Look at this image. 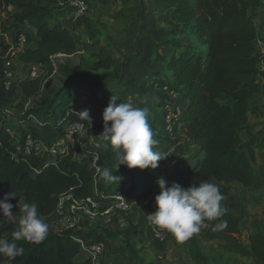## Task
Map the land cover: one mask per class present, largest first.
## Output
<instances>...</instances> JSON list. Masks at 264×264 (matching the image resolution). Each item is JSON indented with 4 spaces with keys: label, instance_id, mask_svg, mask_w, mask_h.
Wrapping results in <instances>:
<instances>
[{
    "label": "trees",
    "instance_id": "trees-1",
    "mask_svg": "<svg viewBox=\"0 0 264 264\" xmlns=\"http://www.w3.org/2000/svg\"><path fill=\"white\" fill-rule=\"evenodd\" d=\"M166 12L181 22L173 33L186 36L191 45L180 39L166 42L170 48L168 57L160 63L161 93L154 96L161 110L173 113L170 123L178 124L175 139L163 142L169 147L183 146V151H172L158 162L156 175L121 165L115 171V156L105 142L78 148L76 156L66 143V151L52 154V140H64L62 123L68 120L70 110L87 109L103 114L113 93L112 87L97 82L92 71L59 63L57 55L70 56L77 50L74 33L60 22L68 0L62 4L51 0H0V200L8 193L16 192L14 218L0 215V237L12 242V232L17 229L20 206L36 203L40 216L45 219L55 214L62 205L83 207L92 198L98 210L104 213L112 196L119 192L126 203L147 200L148 214L156 211L155 197L159 194L158 181H166V187L178 184L182 188L208 181L216 184L224 200V215L215 221H206L198 238H190V257L206 264H221L226 254L248 259L252 264H264V224L255 225V233L247 235L248 245L243 247L239 238L248 229L235 209L226 203L229 190L240 186L250 194L264 189V168L256 158L264 145V130L254 131L249 115H261L256 107V96L264 97V75L258 66L261 57L257 45L263 42L251 11L262 8L264 0H158ZM14 9L10 19L2 14ZM11 20V23L9 22ZM28 30L35 41V48H24L18 60L25 66L35 67L44 74L58 72L63 77L61 86L52 91L43 85V77L27 78L19 84L22 95L32 103L25 109L13 105L2 87V70L10 58L8 52L16 49L17 34ZM29 35V36H30ZM7 36L9 38H7ZM15 36L14 48L8 41ZM98 69V67L96 68ZM115 96V95H114ZM118 102H123L118 99ZM264 106V105H263ZM24 113L25 123L36 126L53 124L52 135L45 136L47 151L33 147L25 152L24 135L8 131L10 122L16 121L10 111ZM165 112V111H164ZM58 114V123H50ZM166 114V112H165ZM56 124V125H55ZM173 132V129L171 130ZM158 132V131H156ZM164 132L171 134L167 130ZM97 167H109L119 177L114 183L102 181ZM129 177V186L124 178ZM152 197V199H151ZM226 221V226H222ZM142 220L113 229H101L100 238H122L136 264H170L147 262L134 251L133 238L141 233ZM82 225L49 226L47 238L39 244L17 241L24 249L23 255L11 262L0 256V264H107L87 255L76 240ZM219 241L214 258L204 255L199 241ZM86 253V254H85ZM83 254L85 257L83 258Z\"/></svg>",
    "mask_w": 264,
    "mask_h": 264
},
{
    "label": "rangeland",
    "instance_id": "rangeland-1",
    "mask_svg": "<svg viewBox=\"0 0 264 264\" xmlns=\"http://www.w3.org/2000/svg\"><path fill=\"white\" fill-rule=\"evenodd\" d=\"M62 4L63 0H51ZM88 9L84 15L75 17L71 15L68 7L64 8L60 17V22L73 30L77 50L70 56L57 55L55 59L62 64L74 68H83L86 71H92V76L96 77L97 82L109 84L114 95L121 101H127L130 97L133 102L141 108H147L149 112V123L155 133V139L159 141L154 150L161 152L168 157L172 151H183V146L169 147L163 141L165 139H175L178 131L176 122L170 123L173 113L169 110H161L156 104L154 96L161 93L160 78H153L154 74L160 73V63L163 58L168 57L170 48L165 45L168 40L180 39L185 45H191L186 36L173 30L181 22L170 12H166L164 6L158 0H86ZM14 12L10 8L2 14V19H10ZM262 9L251 11L256 19L258 28L260 27V15ZM11 23V20H9ZM30 35V34H29ZM7 38H9L7 36ZM15 36L8 41L14 48ZM29 48H35L33 37L28 36ZM10 61V66L15 71L13 88L7 94L13 105H22L25 109L32 107V103L27 100L19 90V84L27 78L42 76L43 85L46 89L56 90L62 82L63 77L58 72L44 74L40 69H32L19 62V53ZM14 54V55H15ZM10 55L12 56L11 52ZM98 67V69H96ZM261 97L256 96V107L264 108ZM85 109H77L83 111ZM166 114H165V112ZM10 115L17 119L10 122L8 131L15 135L17 142L21 137L29 134L34 140V144L41 147V152L47 151V144L44 137L53 134L55 127L53 124L36 126L34 122L25 123L24 113L15 110L10 111ZM90 119L94 122V130L88 132V136L78 134L75 137L68 138V142L76 150L94 143L102 142L98 137L103 130V120L100 111L95 113L89 110ZM58 114L55 120L50 118V123H58ZM74 121L68 118L62 123V128ZM249 121L254 127V131L264 130V112L261 117L249 115ZM56 125V124H55ZM170 125V127H168ZM173 129L171 134L164 132ZM158 131V132H156ZM22 135V136H21ZM65 138V137H64ZM66 140V142H67ZM62 139L52 140V146H57ZM61 143V142H60ZM256 161L259 166L264 168V145L259 151ZM145 173H153V169L142 170ZM129 177L124 178L125 186H129ZM120 194L119 192H117ZM152 199V197H151ZM147 200L140 199L133 201L128 205V211L122 212L116 207L115 202L108 203V210L100 213L99 210L91 211L85 206L70 208L62 206L52 216L45 218V222L52 229L57 227L73 226L78 221L82 225L79 237L85 243L91 244L100 238L101 229H113L115 224L125 227L128 223L136 224L142 220L143 227L138 237L133 238L134 251L143 257L147 262H160L170 264H206L203 261L194 260L190 257V239L179 242L172 234L166 232L163 242L155 241L146 229L148 221V212L145 209ZM228 205L235 209V214L242 219V225L255 230L256 224H264V189L260 192L250 194L246 189L239 186H233L229 190V197L226 200ZM249 230V229H248ZM191 238H198V234ZM109 248L104 257L100 260L107 264H136L129 253V249L122 238L109 239ZM199 246L203 249L204 255L214 258L218 252L219 241L206 242L199 241ZM239 243L247 247V233L239 238ZM86 254V253H85ZM83 254V258L85 257ZM221 264H252L248 259L236 255L226 254L223 256Z\"/></svg>",
    "mask_w": 264,
    "mask_h": 264
},
{
    "label": "clouds",
    "instance_id": "clouds-1",
    "mask_svg": "<svg viewBox=\"0 0 264 264\" xmlns=\"http://www.w3.org/2000/svg\"><path fill=\"white\" fill-rule=\"evenodd\" d=\"M75 114L87 123V127L80 125V135L88 136L91 126L89 110ZM102 120L103 130L98 137L114 153L113 167L116 173L121 165L140 170L158 167V162L165 155L154 150L159 141L154 138L147 108L137 106L132 97L118 102V98L112 95L102 114ZM96 172L106 183L119 180L109 167H97ZM158 187L160 191L155 197L156 211L148 217L152 225L172 234L179 242L198 234L206 226V221H215L224 215L221 203L224 195L214 183L203 181L185 189L175 183L166 187V181L160 179ZM11 199H18V194L12 191L0 200L2 217L14 218V205L9 202ZM19 211L17 229L11 234L12 242L8 241L7 236L0 237V256L7 258L9 262L23 255L24 249L18 247L17 241L39 244L47 238L49 231V225L40 216L36 203H23ZM222 226H226V221Z\"/></svg>",
    "mask_w": 264,
    "mask_h": 264
},
{
    "label": "built area",
    "instance_id": "built-area-1",
    "mask_svg": "<svg viewBox=\"0 0 264 264\" xmlns=\"http://www.w3.org/2000/svg\"><path fill=\"white\" fill-rule=\"evenodd\" d=\"M67 7H68L71 15H75V17H79V16L84 15L86 13V11L88 9V3L86 0H68ZM70 31L72 33H74L71 28H70ZM28 36H29L28 30L18 32V34H17L18 47L16 49L11 48L8 52V55L10 56V58L6 61L5 65H4V69L2 70V73H1L2 87H3V91L6 95L9 94L13 88V80H14V75H15V71L10 66L11 65L10 61L13 59L14 56H16L15 53H20L24 48H26L28 46V42H29ZM257 51H258L259 56L261 57V62L258 66V70L260 73H262L264 75V43H260L257 45ZM10 52H11L12 56L10 55ZM32 69H35V68L32 67ZM77 112H79V111L74 110V109L70 110L68 117L73 118L74 121H72L67 126V128L65 129L66 133L64 135V137H65L64 140L62 139V141H60L61 143L59 142L57 146L51 147L52 154L55 155L57 152H60V153L65 152L66 149L64 146L67 143L71 147V149L74 151V155L76 156V152H77L78 148L75 150L74 147L70 145V143L68 142L67 139L70 137H75L78 134H80V131H81L80 125L81 124H83L85 127H87L86 121L81 120L75 114ZM168 127H170V125H168ZM93 130H94V122L91 120V126L88 129V132L92 133ZM167 131L171 132V128L170 129L168 128ZM66 140H67V142H66ZM23 146H24L26 153H29L33 147L35 148V150H39V151L41 150L40 146H38V145L36 146L34 144V140L32 139V137L29 134L25 137V141H24ZM110 202H115L116 207L119 210H121L122 212L128 211V204L126 203V201L124 200V198L121 194L115 193L112 196ZM84 204H85L84 206L91 211H97L98 207H99L98 203L96 201H94L92 198L86 199ZM59 208L57 209V211L59 210ZM62 209H63V206H62ZM107 210H108V208H107ZM147 220L148 221L146 222V226H147L146 229L149 231L152 238L157 242H163L164 238H165L166 231L160 230V229L156 228L154 225H152L149 217ZM76 240L79 242L81 248L83 250H85L87 255L93 260V262H96L97 258H99L101 255L105 254V252L109 248L108 244L104 240H97V241H95L91 244H88V245L85 243V241L82 238L79 237V235L77 236Z\"/></svg>",
    "mask_w": 264,
    "mask_h": 264
},
{
    "label": "crops",
    "instance_id": "crops-1",
    "mask_svg": "<svg viewBox=\"0 0 264 264\" xmlns=\"http://www.w3.org/2000/svg\"><path fill=\"white\" fill-rule=\"evenodd\" d=\"M260 9H262V8H260ZM263 10V9H262ZM262 13V12H261ZM258 17L260 18V23H259V25H260V27L258 28L257 26H258V24H256V19H255V25H256V27H257V30H258V34H259V36L260 37H262L263 38V41H264V15H258ZM260 43H263V42H260ZM259 43V44H260ZM262 99H261V102H263V105H264V97H262V96H260ZM261 110V113L263 114V112H264V108H261L260 109ZM252 116H255V117H261V115L259 114V115H252ZM257 162V161H256ZM257 165H258V163H257ZM155 169H153V173H147V174H152V175H156V172L154 171ZM240 187V186H239ZM228 197H229V193H228ZM228 199V198H227ZM251 229L252 228H249V230L247 231V235H251V234H254L255 233V230L253 231H251ZM80 236V235H79ZM107 244H108V247H109V243L107 242V239H103Z\"/></svg>",
    "mask_w": 264,
    "mask_h": 264
}]
</instances>
